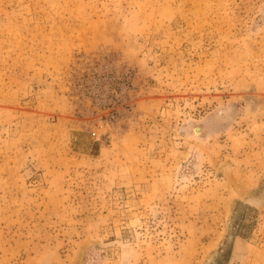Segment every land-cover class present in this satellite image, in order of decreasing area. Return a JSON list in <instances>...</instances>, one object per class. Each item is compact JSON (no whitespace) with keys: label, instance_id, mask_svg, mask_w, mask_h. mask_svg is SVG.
<instances>
[{"label":"rangeland","instance_id":"1","mask_svg":"<svg viewBox=\"0 0 264 264\" xmlns=\"http://www.w3.org/2000/svg\"><path fill=\"white\" fill-rule=\"evenodd\" d=\"M0 264H264V0H0Z\"/></svg>","mask_w":264,"mask_h":264},{"label":"bare ground","instance_id":"2","mask_svg":"<svg viewBox=\"0 0 264 264\" xmlns=\"http://www.w3.org/2000/svg\"><path fill=\"white\" fill-rule=\"evenodd\" d=\"M197 131H199V130H197Z\"/></svg>","mask_w":264,"mask_h":264}]
</instances>
